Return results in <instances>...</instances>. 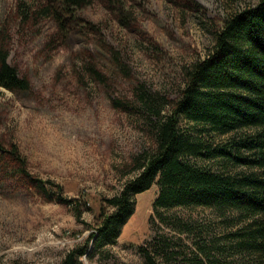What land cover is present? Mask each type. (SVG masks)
Masks as SVG:
<instances>
[{
  "label": "rangeland",
  "instance_id": "rangeland-1",
  "mask_svg": "<svg viewBox=\"0 0 264 264\" xmlns=\"http://www.w3.org/2000/svg\"><path fill=\"white\" fill-rule=\"evenodd\" d=\"M119 1L124 22L108 0H91L65 35L53 17L39 15L45 0H0V45L29 85L0 87V264H59L84 241L152 145L136 89L176 97L186 68L211 49L223 20L259 0ZM157 191L153 184L137 193L116 242L81 263L145 264L139 247L173 233L153 210ZM174 210L214 232L231 228L211 208Z\"/></svg>",
  "mask_w": 264,
  "mask_h": 264
},
{
  "label": "trees",
  "instance_id": "trees-1",
  "mask_svg": "<svg viewBox=\"0 0 264 264\" xmlns=\"http://www.w3.org/2000/svg\"><path fill=\"white\" fill-rule=\"evenodd\" d=\"M90 2L45 0L37 7L66 35L70 21L80 19L77 11ZM108 2L124 22L123 4ZM7 57L0 45V87L28 89ZM181 85L170 100L136 89V111L148 123L152 145L135 158L136 172L107 200L108 208H100L92 231L59 264H82L83 255L107 252L134 211V196L153 184L158 187L153 210L173 233L154 234L139 247L145 264H238L235 256L242 257L239 264L264 260V0L223 20L213 46L186 68ZM227 133L229 138L216 141ZM33 181L43 189L40 180ZM197 206L211 208L231 228L214 232L174 210Z\"/></svg>",
  "mask_w": 264,
  "mask_h": 264
}]
</instances>
